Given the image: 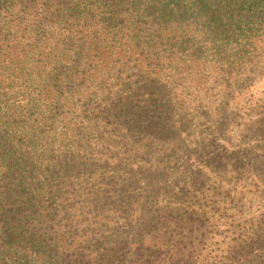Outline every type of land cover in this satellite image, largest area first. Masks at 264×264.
<instances>
[{
	"label": "trees",
	"instance_id": "trees-1",
	"mask_svg": "<svg viewBox=\"0 0 264 264\" xmlns=\"http://www.w3.org/2000/svg\"><path fill=\"white\" fill-rule=\"evenodd\" d=\"M71 24L78 29L67 34ZM263 27L264 0H0V264H97V241L142 222L129 197L143 179V161H118L117 175H97V181L93 173L74 176L75 159L95 156L97 144L118 157L148 155V129L175 134L190 122V113L174 112L171 105L197 116L196 103L190 105L195 94L182 86L224 58L242 61L248 49L256 51ZM121 46L133 50L125 54ZM126 60L133 64L130 73L115 85L106 82ZM102 63L110 65L105 72ZM97 84L104 87L99 95ZM155 94H162L160 103ZM165 147L175 158V148ZM155 204L137 242L147 236L155 257L169 248L174 255L170 237L165 242L159 236ZM258 224L246 240L231 235L217 260L233 263L247 245L264 239V222ZM111 243L117 246L104 264H121L130 247ZM133 256L130 264H138L141 256ZM188 258L169 257L164 264H186Z\"/></svg>",
	"mask_w": 264,
	"mask_h": 264
},
{
	"label": "rangeland",
	"instance_id": "rangeland-1",
	"mask_svg": "<svg viewBox=\"0 0 264 264\" xmlns=\"http://www.w3.org/2000/svg\"><path fill=\"white\" fill-rule=\"evenodd\" d=\"M88 16L97 20V13ZM47 24L65 31V25L60 22L54 24L49 21ZM47 24H44L45 30L48 29ZM67 29L69 34L78 27L71 24ZM261 31H264V27ZM254 42L258 48L253 53L250 49L244 52L242 61L235 56L224 58L221 66H211L204 75L192 76L187 87L182 86L185 94H195V98L190 99V105L196 103L194 112L197 116L192 119L191 111L183 110L184 105L182 109L171 105L175 107L174 112L190 113V122L188 119L181 123V131L175 134L159 132L161 128L155 135L154 129H148V155L118 157L99 149L97 144V153H93L95 156L75 159L73 175L76 177L84 173H93V177L94 174L110 177L117 175L114 166L118 161L123 165L134 163L136 159L143 161V179L129 197V201H135L138 205L126 202L127 206L135 204L139 207L142 222L119 227L106 234L105 242L97 241V264H104L112 253L111 246H117L112 241H117L124 249L130 247V250H124L126 254L121 264H130L136 254L141 256L138 264H142L141 261L144 264H164L169 262V257H185L187 253L189 258L186 264L192 262L193 255H198L197 264L206 261L205 264H208L214 260L217 261L215 264H228V259L217 260L215 255H225V244L231 240V235L238 240H246L245 234L252 225L264 222V184L260 182L261 175H264V133H260L264 119L256 123L257 119L264 118V32H257ZM121 50L129 54L133 49L121 46ZM228 51L241 53L235 48ZM109 66L103 63L98 65L103 72ZM131 69L133 64L126 60L121 69L110 73L104 80L115 85ZM174 88L179 94L178 86ZM103 89L102 85L97 84V95ZM161 95H154L158 103ZM200 116H210L214 121H203ZM175 119L179 118L174 116ZM173 120H169L172 125ZM157 136L165 137L169 142L158 141ZM168 144L175 148L173 159L164 151ZM100 176H97V181ZM154 200L161 224L159 236H165V242L166 237H170L167 242L175 251L174 255L169 248L155 257L157 250L151 247L153 242L148 243L147 236L143 242H137L142 229L150 225L148 207ZM196 214L201 216L197 217ZM216 225L219 228H215ZM163 230H166L165 233ZM159 236L154 242L157 243ZM148 244L150 248H147ZM232 261L229 264L264 263V239L247 245Z\"/></svg>",
	"mask_w": 264,
	"mask_h": 264
}]
</instances>
